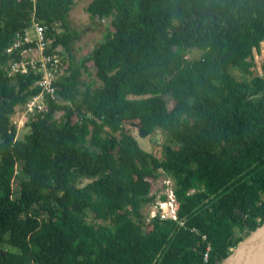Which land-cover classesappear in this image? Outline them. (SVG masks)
<instances>
[{"label":"trees","instance_id":"16d2710c","mask_svg":"<svg viewBox=\"0 0 264 264\" xmlns=\"http://www.w3.org/2000/svg\"><path fill=\"white\" fill-rule=\"evenodd\" d=\"M73 6L0 0V244L12 248L0 249V264H220L264 222V79L250 70L264 42V0H91L90 22L111 19L78 61ZM222 8L229 22L217 17ZM32 17L67 68L56 83L61 103L49 100L18 139L11 116L39 92L38 77L7 78L4 49ZM90 64L96 87L80 82ZM135 121L141 137L167 135L161 158L124 129ZM159 173L174 180L181 227L141 213Z\"/></svg>","mask_w":264,"mask_h":264},{"label":"built area","instance_id":"2783aa9c","mask_svg":"<svg viewBox=\"0 0 264 264\" xmlns=\"http://www.w3.org/2000/svg\"><path fill=\"white\" fill-rule=\"evenodd\" d=\"M55 26L53 30L59 35L60 30L57 25ZM13 38L4 50L8 57L4 69L7 78L11 79L18 75L36 76L38 78L34 81L33 87L39 89L37 94L31 95L23 106L15 110L14 115H17V118H11V123L19 127L28 123L33 114L45 112L49 100L57 101L56 83L64 76L67 64L60 57V48H51L46 26L35 21L33 17L29 27L16 33ZM169 182L170 180L166 179L165 191L149 205L148 217L149 219L158 217L160 220H169L181 225L177 218L173 186H170ZM161 195L165 196V199L160 200ZM193 232L198 235V231ZM201 239L205 240V236L201 235ZM208 251L209 245L206 246L203 255L204 263L207 262Z\"/></svg>","mask_w":264,"mask_h":264},{"label":"rangeland","instance_id":"374dc122","mask_svg":"<svg viewBox=\"0 0 264 264\" xmlns=\"http://www.w3.org/2000/svg\"><path fill=\"white\" fill-rule=\"evenodd\" d=\"M73 1H74V6L72 7L71 12L69 13L70 27L76 31H83V34L80 37V39L71 44V52L73 54V58L75 61H78L82 57L89 55V53L94 48V46L103 38V35L105 34L107 28L109 27V22H110L111 17H106L102 21L98 20V21L90 22L84 10L91 0H80V1L73 0ZM217 17L225 20L226 22L230 21V17L224 8L217 11ZM199 55H200V52L195 51V50H189L188 52H185V57H187L188 59L198 58ZM63 56L65 57V55ZM87 68L90 73L88 75L82 74L80 82L84 84L91 82L93 83L94 87L98 86L99 81H97L94 77V71H93L92 65L91 64L88 65ZM250 70L253 75L264 79V42L260 44V50L258 52L253 51V66L251 67ZM233 74L235 75L237 73L234 72ZM238 75H239L237 77L238 80H241V75L240 74ZM239 101H240L239 97L233 100L234 103L239 102ZM15 109H17V106L15 107ZM59 116H60V113H57L55 115V118L48 124L49 128H52L56 124V121L58 120ZM16 118H17V115H14L12 117V119H16ZM138 125H139V122L135 121L133 123H124L123 127L126 131H129V133L137 141L138 146L142 150L150 153L156 158H161L162 146L168 143V140L166 138L167 135L163 133L162 131L156 130L147 137H141L139 135ZM24 130H25L24 128L19 129L18 131L16 130L18 139L22 137L21 135L24 132ZM88 144L94 149L97 148L98 146L97 142L89 141ZM25 165L26 166L23 168V171H22V174H24V176L28 175L31 172V170L35 166V163L29 162ZM18 173H20V171ZM166 177L168 176H166L163 173H159V176L156 179L150 180V194L154 198L160 195L163 191H165V187H166L165 183L167 179ZM18 180H19V175L15 177L12 182L14 196L17 195L18 193ZM87 182L89 181L85 180L82 182V184H85ZM169 185L170 186L174 185V180H172V178H170ZM22 188L26 189L28 187L26 186V184H22ZM146 206H147V203L145 207H143L142 205V208H141V213L143 217L146 216V212H147ZM92 221H93L92 216L89 215L87 217L86 222H92ZM117 221H118L117 218H112L105 223L95 221V224L101 223V224L114 225ZM146 222L148 223V220H146ZM4 238L6 239L7 236H5ZM1 248L4 250L12 251V248L6 244H0V249ZM182 248L185 249L186 247L182 246Z\"/></svg>","mask_w":264,"mask_h":264},{"label":"water","instance_id":"95a60500","mask_svg":"<svg viewBox=\"0 0 264 264\" xmlns=\"http://www.w3.org/2000/svg\"><path fill=\"white\" fill-rule=\"evenodd\" d=\"M220 264H264V222L243 238Z\"/></svg>","mask_w":264,"mask_h":264},{"label":"clouds","instance_id":"9594fccd","mask_svg":"<svg viewBox=\"0 0 264 264\" xmlns=\"http://www.w3.org/2000/svg\"><path fill=\"white\" fill-rule=\"evenodd\" d=\"M60 30V29H59ZM14 38H12L11 40H10V42H9V44L11 43V41L13 40ZM8 44V45H9ZM7 45V46H8ZM59 47V46H58ZM52 48V47H51ZM60 48V47H59ZM54 49V48H53ZM5 50V49H4ZM60 50H61V48H60ZM260 50V49H259ZM5 54V53H4ZM59 54H60V57H61V59L63 60V59H65L66 57H64L63 56V53H62V51H60L59 52ZM6 55V54H5ZM63 62H65L66 64H67V60H63ZM7 64V63H6ZM65 72H66V70H65ZM64 72V73H65ZM64 77V76H63ZM57 88V87H56ZM57 90V89H56ZM57 95V94H56ZM54 102H56L57 104H59V103H61V100L58 98V96H57V101H54ZM15 110H17V109H15ZM13 116H11V118H12ZM25 125V124H24ZM23 125V126H24ZM17 129H19V128H21V127H23V126H19V127H17L16 125H14ZM167 179H169L170 180V178H168V177H166ZM173 189H174V185H173ZM174 194V193H173ZM151 198H152V200H151V202L150 203H147V212H146V216H144V218H145V221L146 220H148V222L150 221V220H153V219H159L158 217H156V218H153V219H149L148 218V214H149V205L156 199V197L154 198L151 194L149 195ZM163 199H165V196H163V195H161L160 196V200H163ZM176 200V199H175ZM176 204H177V208H176V213H177V209H178V203H177V201H176ZM177 218H178V216H177ZM160 220V219H159ZM169 221V220H168ZM178 221L181 223V225H179L178 223H174V222H172V223H174L175 225H177L178 227H181L182 226V222L183 221H180L179 220V218H178ZM171 222V221H170ZM197 231V230H196ZM198 235H200V237H201V235H204V234H201L199 231H198ZM205 236V235H204ZM205 240H206V236H205ZM207 245H209V251L208 252H210V244L209 243H207L206 244V246ZM206 248V247H205ZM234 249V248H233ZM232 251V250H231ZM208 254V253H207Z\"/></svg>","mask_w":264,"mask_h":264}]
</instances>
